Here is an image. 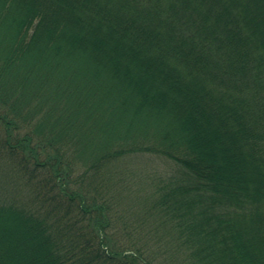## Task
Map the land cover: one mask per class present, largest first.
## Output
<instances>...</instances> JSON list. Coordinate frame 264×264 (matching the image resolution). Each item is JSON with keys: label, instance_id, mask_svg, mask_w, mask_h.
I'll return each mask as SVG.
<instances>
[{"label": "trees", "instance_id": "16d2710c", "mask_svg": "<svg viewBox=\"0 0 264 264\" xmlns=\"http://www.w3.org/2000/svg\"><path fill=\"white\" fill-rule=\"evenodd\" d=\"M4 166L0 264H264V0H0Z\"/></svg>", "mask_w": 264, "mask_h": 264}, {"label": "rangeland", "instance_id": "374dc122", "mask_svg": "<svg viewBox=\"0 0 264 264\" xmlns=\"http://www.w3.org/2000/svg\"><path fill=\"white\" fill-rule=\"evenodd\" d=\"M118 169H122L123 173L132 172L133 179L140 182L137 186L136 191L141 196H145V192L149 190V184L155 183L158 179L166 181L169 176H172L177 169L172 162L165 159H160L155 156H140L137 158H131L124 162ZM6 167H0V204H3L7 200L13 197L22 196L25 188L18 187V183H14V178H8L6 174ZM22 184L21 186H23ZM23 197V196H22ZM147 198V197H146Z\"/></svg>", "mask_w": 264, "mask_h": 264}]
</instances>
